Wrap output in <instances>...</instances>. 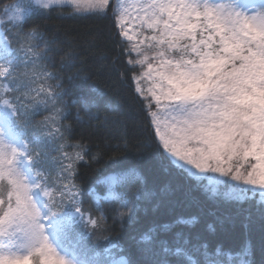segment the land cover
I'll return each instance as SVG.
<instances>
[{"label":"snow or ice","instance_id":"obj_1","mask_svg":"<svg viewBox=\"0 0 264 264\" xmlns=\"http://www.w3.org/2000/svg\"><path fill=\"white\" fill-rule=\"evenodd\" d=\"M65 8L70 15L111 13L158 153L187 177L207 180L204 187L213 196L224 188L226 198L239 201L259 193L264 202V0H28L26 5L0 0V264H133L120 255L124 249L118 244L109 241L96 251L78 231L98 229L104 220L82 210L74 182V165L88 163L86 146L72 145L80 149L74 155L64 152L63 144L53 148L61 152L58 180L66 181L54 182L41 167L42 146L64 134L55 117L44 125L43 139L29 133L24 119L30 107L55 105L62 96L51 86L23 85L20 94L21 65L32 66L23 73L29 83L58 79L39 64L50 46L40 25L28 30L25 25L33 15ZM81 100L87 110L89 101ZM62 113V107L56 109V115ZM108 163L113 174L102 181L109 185L104 199L120 202V219L133 221L141 194L124 198L113 189L141 177L125 167L119 152L109 155ZM170 229L163 225L141 235L147 264H250L248 248L235 255L220 247L210 252L207 243L192 244L183 232L170 239L158 235Z\"/></svg>","mask_w":264,"mask_h":264},{"label":"trees","instance_id":"obj_2","mask_svg":"<svg viewBox=\"0 0 264 264\" xmlns=\"http://www.w3.org/2000/svg\"><path fill=\"white\" fill-rule=\"evenodd\" d=\"M3 2L12 4L19 0ZM33 25H40L50 42L46 58L39 64L58 79L29 83L23 73L30 72L32 66L25 69L21 65L20 94L25 91L23 85L45 89L51 86L62 96L55 105L49 101L30 107L24 119L28 121L29 133L36 132L43 139L48 130L44 125L55 117V127L64 134L63 139L42 146L41 167L54 182L66 181L58 180L61 152L53 148L63 144V151L74 155L80 149L72 145L86 146L88 163L74 165L77 171L74 182L82 193V210L91 212L93 218L103 215L104 220L98 229L89 226L78 230L85 233L83 242L102 252L111 241L124 249L120 255L127 256L133 264H147L148 257L138 243L141 235L170 225L168 233L158 232L161 238L170 239L174 233L183 232L192 244L207 243L210 252L220 247L233 255L248 248L245 259L250 264H264V202L259 193L254 198L237 201L226 198L225 189L221 188V195L213 196L204 187L207 180L197 182L187 177L169 163L162 150L157 152L134 92L133 73L127 71L129 57L121 50L111 13L105 18L70 15L65 8L46 16L33 15L25 30ZM12 47L18 45L13 43ZM81 97L89 101L87 110ZM61 107L63 113L56 115V109ZM114 152L121 153L125 167L135 168L141 177L130 186L116 185L113 189L124 198L141 194L133 221L120 219L118 211H124L120 202L109 203L102 198L98 204L95 198V193L105 197L108 194L109 185L102 179L113 174L108 156ZM92 156L98 159L93 161ZM247 195L253 194L249 191ZM193 218L191 224L178 223Z\"/></svg>","mask_w":264,"mask_h":264},{"label":"rangeland","instance_id":"obj_3","mask_svg":"<svg viewBox=\"0 0 264 264\" xmlns=\"http://www.w3.org/2000/svg\"><path fill=\"white\" fill-rule=\"evenodd\" d=\"M19 3L26 5L28 3V0H19ZM132 31H135V29L133 28ZM2 54H3V52H2V50H0V55H2ZM209 175H211V174H209ZM64 203H65L66 206H70L71 205V201L69 199H66Z\"/></svg>","mask_w":264,"mask_h":264}]
</instances>
